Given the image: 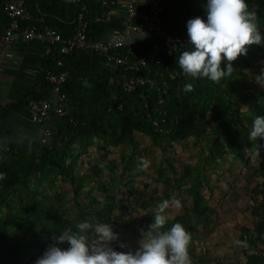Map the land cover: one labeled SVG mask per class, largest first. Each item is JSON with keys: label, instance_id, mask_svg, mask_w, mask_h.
<instances>
[{"label": "trees", "instance_id": "trees-1", "mask_svg": "<svg viewBox=\"0 0 264 264\" xmlns=\"http://www.w3.org/2000/svg\"><path fill=\"white\" fill-rule=\"evenodd\" d=\"M5 1L7 0H0V28H3L0 32L6 29L9 22L1 11ZM24 1L34 21L23 22L22 26L33 24L40 29L48 26L62 37H68L72 33L74 24L72 25L71 22L76 16L78 1L87 5L94 2L64 0V3L59 5L57 3L60 0ZM165 1V18L171 10L177 20L204 16L206 0H189L187 3L179 4H174L172 0ZM245 2L248 11L253 14V22L257 25L258 31L264 36V0H245ZM42 18L45 22H40ZM106 36L108 35L103 25L89 24L87 32L89 41L93 42ZM189 48L190 45L183 51ZM246 48L252 54L251 64L255 65L264 59V42ZM58 51L56 46L53 53L47 57L49 69L55 65L53 57ZM179 54L175 53L168 57L164 51L158 50L147 59V66L159 84L167 77V71L181 70L177 63ZM233 69L234 72L241 74L243 67ZM241 75L246 77L245 74ZM231 80V75L216 82L206 78L194 79L188 75L187 80H180L183 82L180 89H178L179 80L169 82L167 94L161 95L163 108L166 111L161 126L171 131L166 135L158 134L150 123V118L160 121L159 115L153 112V109L157 110L159 107V96L155 89L138 87L132 95H128L114 82L107 71L104 75L91 80L90 87L81 85L74 87L66 82L63 91L68 99L67 114L63 118L54 116V120L50 122V128L55 131L50 145L45 146L41 143L38 132L42 125L36 124L33 128L32 149L21 155L6 152L0 162V214L4 210L8 213L12 212L0 216V264H34L35 259L51 242L53 234L65 229L72 230L84 219L93 223H109L113 229L129 228L133 222L125 217L126 211L118 209V204L125 207L127 202L122 200L116 203L115 198L108 194L109 188L104 187L102 182H97V189L107 195L105 202L101 203L96 198H90L86 203L77 206L73 219H70L64 210L57 211L52 203L49 204L52 198L46 193L43 199L48 201L40 200L41 187L35 185V190H32L30 183L34 179L39 183L38 178L51 183L58 180L70 184L74 189V195L78 197L83 187L90 185L88 180L93 182L96 179L93 175L90 178H82L79 174L80 156L86 152L83 144L99 140L106 147H131L134 151L136 134L145 135L159 148H162L166 141L183 144L192 138L196 140L206 138L208 141L206 154L201 156V160L196 165H187L177 171L166 162L168 170L173 175L180 174L179 179H174L171 189L179 190L182 184H187L186 192L190 201L187 205L182 203L181 212L167 219L162 229L167 230L172 224L181 223L190 234L187 246L190 264L207 262V259H203L197 253L193 242L197 240L199 234L208 236L213 232L211 226L215 223L217 210L211 200L213 184L210 174L215 158L224 160L228 154H231L233 159L247 166L249 160L244 157L243 148L250 149L254 154L257 150H264V138L250 135L252 121L256 116L264 114L261 104L264 90H258V93L252 96L242 97L227 87V83ZM185 84H191V90H186ZM238 102L247 107L249 113L240 112ZM60 135L66 139L57 145V138ZM75 145L81 146L78 147L79 151L74 147ZM97 174L95 173L96 176ZM257 174L261 181L256 189L252 190L253 196H250L248 202L251 217L256 219V222L251 230H245L246 241L244 236L242 238L244 264H264V256L246 254L247 248L254 251L262 248L264 251V167L257 169ZM131 191L135 192L132 189ZM204 191L209 193L205 195ZM132 199L136 203L139 201L137 193H134ZM172 199L171 194L164 193L154 201L159 206L164 201L169 202ZM76 204L78 205L77 201ZM151 220L150 217L141 219L137 226L138 231L142 228L147 229ZM10 226L15 227L18 232L26 230L28 237L23 238L21 242H15Z\"/></svg>", "mask_w": 264, "mask_h": 264}, {"label": "rangeland", "instance_id": "rangeland-1", "mask_svg": "<svg viewBox=\"0 0 264 264\" xmlns=\"http://www.w3.org/2000/svg\"><path fill=\"white\" fill-rule=\"evenodd\" d=\"M250 59L252 54L247 50L245 55L231 62L233 68L243 67L241 74H245L246 77L233 71L232 80L227 83V87L242 97L252 96L257 94L258 90H264V80L256 79V76L264 71V59L255 65L251 64ZM238 104L240 112L249 113L247 107L239 102ZM261 104L264 112V98L261 99ZM231 108L234 109L235 106ZM210 126L209 121V128ZM85 143L83 146L86 152L80 156L79 174L82 178H90L93 175L96 179L93 182L88 180L90 185L84 186L78 197L74 195V189L70 184L61 183L58 180L51 183L38 178L39 183H37L34 179L30 183L31 189L35 190V185L41 187L39 199L47 202L48 200L43 199L46 193L52 198L49 204L52 203L57 211L64 210L67 216L73 219L77 206L86 203L90 198H96L101 203L105 202L107 195L97 189V182H102L104 187L109 188L108 194L115 198L116 203L122 200L127 202L125 207L118 204V209L126 211L125 217L133 223L129 228L113 229L118 234V240L112 245L118 251H127L134 250L138 246L140 231L137 226L141 219L146 217L153 219L158 211L159 206L154 199L161 197L164 193L172 195L173 199L163 209L167 219L181 212L182 203L184 205L189 203L187 184H182L179 190L171 189L174 179H179L180 174L173 175L168 170L166 162H169L177 171L187 165L194 166L201 160V156H205L208 141L206 138L199 140L192 138L186 144L166 141L162 148H159L145 135L136 134L134 151L131 147H106L99 140ZM74 147L79 151L78 147L81 146ZM228 149L227 147L226 150ZM243 149L244 157L249 160L247 166L228 154L224 160L215 158L214 167L211 168L213 184L211 200L217 210L215 223L211 226L213 232L208 236L199 234L197 240L193 242L197 253L203 259H207V262L203 264H244L245 262L241 250L244 244L242 238L245 230H251L256 222V219L251 217L248 202L250 196H253L252 190L256 189L261 181L257 169L264 167V150H257L254 154L250 149ZM141 157L148 161L147 167H142ZM95 173H98L97 176ZM134 193L139 196L137 203L132 199ZM208 193L204 191L205 195ZM4 213H8L7 210L2 211L0 216H4ZM10 230L14 233L15 242H21L29 235L26 230L18 232L13 226H10ZM120 244L125 247L120 248Z\"/></svg>", "mask_w": 264, "mask_h": 264}, {"label": "built area", "instance_id": "built-area-1", "mask_svg": "<svg viewBox=\"0 0 264 264\" xmlns=\"http://www.w3.org/2000/svg\"><path fill=\"white\" fill-rule=\"evenodd\" d=\"M105 8L115 4L125 12V19L119 30L111 32L110 35L98 41H89L87 32L90 23H101L107 13H101L90 17L88 5L78 1V8L74 18V31L68 37H62L54 29L45 26L40 29L36 25L23 22L34 21V17L26 8L24 0H7L2 4L1 11L8 18L6 29L0 32V70L6 62L13 59L12 50L15 38H21L26 42L46 41L48 44L47 54H50L52 47L58 46V53L55 58V66L47 72V83L50 87L49 95L42 100H30L27 108L30 121L33 125L40 124L38 135L41 143L50 145L55 136V131L49 126L51 117L63 118L67 114L68 99L63 91L67 76L63 69L62 57L73 52L95 53L104 57L106 71L112 76L114 82L128 95H132L138 87H150L158 93V108L153 109L159 117L150 118L154 130L161 135L169 134L168 128H163L166 111L163 108L161 95H166L172 81H178V89L183 86L180 80H187L188 75L182 70L172 69L167 71V77L160 84L153 78L152 71L148 68L145 59L136 57L134 41L138 38H153L152 49L162 50L171 57L175 53H181L187 46L186 21L190 18L177 20L173 14L165 18L166 1L148 0V9L139 8L131 0L120 2L110 0H99ZM167 21V24H166ZM40 22H42L40 20ZM157 41V42H156ZM66 138L60 135L57 138V145H60ZM7 147H0V162ZM248 255L264 256L262 248L258 251L246 249Z\"/></svg>", "mask_w": 264, "mask_h": 264}, {"label": "clouds", "instance_id": "clouds-1", "mask_svg": "<svg viewBox=\"0 0 264 264\" xmlns=\"http://www.w3.org/2000/svg\"><path fill=\"white\" fill-rule=\"evenodd\" d=\"M185 27L190 48L179 54L177 63L194 79L216 82L231 75L234 71L231 62L246 54V46L264 42L245 0H206L204 16L188 19ZM256 79L264 80V71ZM184 87L191 90L192 86ZM250 135L264 138V115L252 121ZM140 159L142 167H147L148 161ZM167 206V201L160 204L147 229H140L134 250L118 251L112 246L118 234L109 223L84 219L72 230L53 234L34 264H190L187 252L190 234L183 225L176 222L162 230L167 223L163 214Z\"/></svg>", "mask_w": 264, "mask_h": 264}, {"label": "crops", "instance_id": "crops-1", "mask_svg": "<svg viewBox=\"0 0 264 264\" xmlns=\"http://www.w3.org/2000/svg\"><path fill=\"white\" fill-rule=\"evenodd\" d=\"M93 1L88 4L90 17L93 18L101 13H107V15L104 16L103 22L90 24L103 25L107 35L119 30L125 19V12L118 8L117 4L109 10L99 0ZM113 1L118 3L123 0ZM131 1L143 10L148 9V0ZM172 1L174 4H179L187 3L189 0ZM62 3L64 0H60L57 4ZM172 13L171 10L167 19L173 15ZM40 20L45 22L44 18ZM71 23L73 25L74 20ZM73 31L74 27L72 33ZM154 42L155 40L150 37L135 39L136 57L149 59L154 52L152 49ZM55 48L54 45L50 54H47L49 48L46 41L26 42L21 38H15L12 50L13 59L6 62L0 70V147H7L8 151L6 152L21 155L32 149L34 125L30 121L27 105L30 100H42L49 94L50 88L46 78L47 72L51 68H48L49 63L46 62V59ZM55 58L56 54L53 57V63ZM104 60L102 55L95 53L73 52L64 55L62 61L67 76V84L74 87L79 85L90 87L91 80L104 75L106 72ZM53 117H51V122L54 120Z\"/></svg>", "mask_w": 264, "mask_h": 264}]
</instances>
